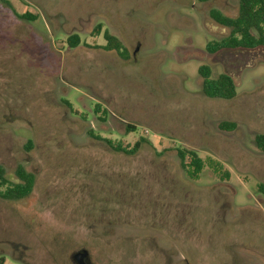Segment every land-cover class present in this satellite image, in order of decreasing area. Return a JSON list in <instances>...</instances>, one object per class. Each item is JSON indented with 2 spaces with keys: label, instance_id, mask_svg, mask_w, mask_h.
<instances>
[{
  "label": "rangeland",
  "instance_id": "1",
  "mask_svg": "<svg viewBox=\"0 0 264 264\" xmlns=\"http://www.w3.org/2000/svg\"><path fill=\"white\" fill-rule=\"evenodd\" d=\"M238 2L0 0V166L11 184L19 167L34 177L25 198L0 197V264L80 250L90 264H264V48L205 50L229 33L209 11ZM104 31L124 56L100 48ZM201 65L236 96H203ZM139 139L131 156L104 141ZM178 150L219 175L190 179Z\"/></svg>",
  "mask_w": 264,
  "mask_h": 264
},
{
  "label": "trees",
  "instance_id": "2",
  "mask_svg": "<svg viewBox=\"0 0 264 264\" xmlns=\"http://www.w3.org/2000/svg\"><path fill=\"white\" fill-rule=\"evenodd\" d=\"M209 17L219 26L227 28L229 33L219 41L207 43L205 45L207 53L214 54L221 50L264 48V0H239L237 14L234 17H227L217 9H211ZM100 30V25H97L95 28L96 35L100 34ZM103 39L105 45L100 48L124 56L125 48L115 36L104 31ZM66 42L70 48H74L80 43L77 35L68 36ZM197 72L201 78V93L203 96L219 100H231L236 96V86L229 75L220 74L216 78H211L210 68L206 65L199 66ZM127 127L129 131L133 130L129 125ZM219 128L224 131H231L234 124L223 122L219 125ZM104 141L113 151L130 156L138 152L142 143H146V141L139 139L133 146L123 147L120 143L113 144L109 140ZM254 144L260 152L264 153V134H257L254 137ZM177 156L190 179H197L206 165L214 174L219 175L220 173L221 165L219 163L211 159L203 161L194 151L178 150ZM185 162L187 163L185 164ZM15 175L19 182L11 184L5 177L4 169L0 166V197L4 200H21L31 192L34 181L33 175L21 167L15 171ZM256 192L264 197L263 183L257 184Z\"/></svg>",
  "mask_w": 264,
  "mask_h": 264
},
{
  "label": "water",
  "instance_id": "3",
  "mask_svg": "<svg viewBox=\"0 0 264 264\" xmlns=\"http://www.w3.org/2000/svg\"><path fill=\"white\" fill-rule=\"evenodd\" d=\"M87 257V252L85 250H80L73 255L72 259L75 264H86Z\"/></svg>",
  "mask_w": 264,
  "mask_h": 264
},
{
  "label": "flooded vegetation",
  "instance_id": "4",
  "mask_svg": "<svg viewBox=\"0 0 264 264\" xmlns=\"http://www.w3.org/2000/svg\"><path fill=\"white\" fill-rule=\"evenodd\" d=\"M86 264H90V262H89V259H88V257H87V261H86Z\"/></svg>",
  "mask_w": 264,
  "mask_h": 264
}]
</instances>
